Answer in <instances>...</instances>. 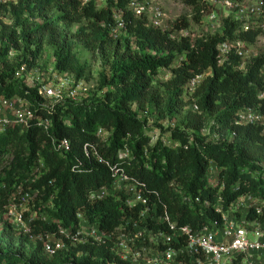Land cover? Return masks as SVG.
<instances>
[{
  "label": "trees",
  "instance_id": "1",
  "mask_svg": "<svg viewBox=\"0 0 264 264\" xmlns=\"http://www.w3.org/2000/svg\"><path fill=\"white\" fill-rule=\"evenodd\" d=\"M129 1L105 0L101 7L79 0L0 3V98L21 99L32 114L27 127L9 125L0 133V264H128L112 250L118 231L131 235L140 227L153 236L172 235L182 227L200 231L222 224L217 204L225 211L243 195L264 201V134L257 126L236 125L234 116L244 107H264L257 100L264 91V57L253 58L246 72L226 63L218 67L216 61L219 43L237 38L251 45L258 32H240V23L227 16L221 32L170 39L146 27L145 17H133ZM181 2L190 8L193 23L211 12L205 0ZM114 7L122 10L126 27L116 37L110 34ZM191 21L175 20L172 31L187 30ZM75 45L103 58L110 76L103 75L99 87L113 91L81 104L64 101L46 112L37 96L39 85L26 88L13 79L21 67H36L43 48L49 47L55 71L85 81ZM161 69L170 71L167 80L159 78ZM206 70L211 75L186 96L188 80ZM132 104L142 113L154 109L158 123L148 126L130 110ZM192 104L198 113L191 111ZM181 112L180 123L163 127L165 116ZM212 116L209 130L218 136L216 143L199 135ZM44 119L51 122L47 131L40 124ZM62 140L68 151L54 149ZM211 165L217 171L214 185L208 178ZM122 177L120 186L138 193L144 204L123 190L108 193ZM17 186L36 193L33 240L20 232L15 239L6 220ZM100 190L105 195L96 197ZM246 219L264 227V208L259 216L249 210ZM80 222L110 239L72 241ZM47 236L65 244L50 257L43 251ZM142 238L147 241V234Z\"/></svg>",
  "mask_w": 264,
  "mask_h": 264
},
{
  "label": "built area",
  "instance_id": "2",
  "mask_svg": "<svg viewBox=\"0 0 264 264\" xmlns=\"http://www.w3.org/2000/svg\"><path fill=\"white\" fill-rule=\"evenodd\" d=\"M17 0H0V3H16ZM82 5L93 2L96 7H101L105 4V0H79ZM210 6L219 5L222 9L234 14V19L240 23V32H247L249 30L258 32V35L253 44H246L240 39H230L219 43L216 47V61L217 66L222 67L225 63L231 66L232 70L238 72H246L250 61L256 57H264V0H205ZM246 3V5L244 4ZM127 10L131 12L133 17H145V25L148 28L161 31L167 34L170 39H177L180 37H189L187 30L172 31V23L168 26L165 23V14L162 13L157 6H153V0H130L127 4ZM244 17H241L243 13ZM122 10L116 7L112 8L113 25L110 27V34L113 37L125 33V22L123 20ZM216 13L209 12L204 17L207 18L208 23H212L215 19ZM214 32H221L218 29ZM213 32V33H214ZM259 47L252 50L251 46ZM12 56L13 53L9 52ZM235 58V62L231 63V58ZM179 64V60L175 61V67ZM23 71V67L20 68ZM49 76L45 82L39 84L37 88V96L41 99L42 105L46 112H51L53 107L64 101L76 102L87 93L88 89L82 81H75L71 76L60 74L53 68L48 70ZM161 73V72H160ZM211 75L209 70L202 74L194 75L188 80L184 87L186 96H191L200 83ZM170 76V71L167 72L166 79ZM258 101H264V91H259L257 94ZM191 111L198 113L195 105H191ZM0 108H6L12 112V120L0 117V133L6 126L14 125L17 127H27L29 121L32 119V114L27 108V103L13 97L11 99H0ZM235 124L239 126L253 125L260 127L264 134V107L256 105L253 107H244L235 115ZM44 131H47L51 122L47 119L40 123ZM214 135V134H213ZM216 135L212 136L215 138ZM216 140L218 136H216ZM55 150L68 151L69 146L65 140H62L54 147ZM127 156L126 153L122 154ZM209 168L208 178L210 179ZM124 177L120 178L121 182ZM96 197H103L105 192L100 190L94 194ZM134 200L144 201L140 198L138 193L133 192ZM36 193L33 191H24L21 186H17L15 195L6 207L9 211L11 223L15 224L16 228L23 235H30V224L37 215V211L33 209V201ZM188 204V200H184ZM29 206V208H28ZM25 207V211L18 212V209ZM28 208V209H26ZM264 208V201L256 200L248 195L238 197L225 211L221 210L220 206L215 205V211L220 213L222 224L218 227H204L200 231H192L189 227H182L172 235H149L146 228L135 227L133 234L127 235L128 240L122 241L117 239L113 244V252L123 261L128 264H252L245 258L251 252H264V227L258 221H250L246 219V214L249 210L253 211L256 216L261 215V209ZM243 213L239 220L229 218V214ZM167 222V218L165 217ZM173 230V226H169ZM147 234V241L142 238V234ZM253 235L254 239L249 241L247 235ZM105 236V235H104ZM85 238L81 232L71 239L72 241L82 242L91 239L100 243L101 239H95L93 235ZM108 237V236H107ZM183 237V244L179 245V238ZM46 237L43 245L44 253L50 257L58 249L64 248L65 244L58 241L56 244H50ZM110 239V237H109ZM106 240H108L106 238ZM176 243L178 248L169 246V242ZM160 243L165 246L161 251L152 250L148 247L150 244ZM137 243V244H136ZM238 256H241V262L235 263Z\"/></svg>",
  "mask_w": 264,
  "mask_h": 264
},
{
  "label": "rangeland",
  "instance_id": "3",
  "mask_svg": "<svg viewBox=\"0 0 264 264\" xmlns=\"http://www.w3.org/2000/svg\"><path fill=\"white\" fill-rule=\"evenodd\" d=\"M232 1H243V0H232ZM244 4L246 5V3L244 2ZM153 6H157L159 7L160 11L162 13L165 14V23L167 21V25L164 24V26H168L169 24H173V22L181 17L186 18L188 21H191V11L190 8L186 7L181 0H153ZM213 11L216 13L215 19L212 23H208L207 18H205L203 16L201 22L199 24L193 23L191 21V26L190 28L187 29V34L189 36H191L192 38L195 37H199L202 36V34L205 33H209V34H213L214 31L221 29V21L223 19H225L227 16H232L235 17L234 14L230 13L229 11H226L224 9H222L219 5L215 6H210V8L208 9V11ZM245 12L241 15V17L245 16ZM75 32V28L72 29V33ZM259 47V44H257L256 46L252 45L251 49L252 50H256V48ZM74 53L78 59L79 64L84 68V77H86V80L84 81L82 79V81L85 82V85L88 89V92L86 94L85 97H81L80 99H78L75 104H81L84 102H87L90 98H97L99 96L102 95V92H110L113 91L112 88L113 87H106V88H100V80L101 77L103 75H105L107 78L110 76L109 72H108V65L106 64V62L103 60V58L98 54V53H92L86 49H84L81 45H75L74 46ZM14 56L9 57L7 60L9 62H11L13 60ZM52 62H53V57H52V50L49 47H44L42 50V56L41 58L38 60V65H36V67H34L33 69H26L25 67H23V71H20L19 73L16 74V76L13 79V82L17 83V84H23V86H25L26 88H31L34 87L36 85H39L43 82L46 81L47 76H49L48 70H50L52 68ZM169 70L167 69H161V73L159 74V78L162 80H167V72ZM7 82V81H6ZM1 99V98H0ZM130 110L141 120H145L146 124L148 126H152L153 123H158L159 121V116L157 114V112L154 109H147V113H142V112H138L136 111L135 105L132 104L130 105ZM0 117L1 118H6V119H11L12 120V112L6 108H0ZM183 119V113L181 112L180 115L178 114H174L172 118H169L168 116L164 117V123H163V127H166L167 124L169 125H177L178 123H180V121ZM213 120H214V116H212L211 118L208 119V121L205 123V126L203 127V129L199 132V135L201 137H205L207 139H209L210 142L212 143H216V136L215 138H213V132H210L209 128L210 126L213 124ZM219 139V138H218ZM216 169H214V167H212L211 171H210V182L212 183V185L215 184L216 182ZM129 187L126 185H121L120 186V182L115 183V185L113 186L112 190L109 191L108 193L111 194L112 192L115 191H124L125 193H129L130 194V199H134L133 196V192L128 191ZM36 200L38 202H40V200H38L36 198ZM13 201L12 199L9 201V203ZM33 203L35 204L36 202L33 201ZM42 204V202H40ZM44 204V203H43ZM42 204V205H43ZM41 205V207L43 206H48L47 204H44L43 206ZM29 208V206H28ZM26 208V209H28ZM35 209H31V211H34ZM25 211V207H21L20 209H18V212H23ZM37 211V210H36ZM9 211H6V220L8 222V220L10 219L9 215H8ZM241 215H243V213H233V214H229L228 217L229 218H234L236 220H239V218L241 217ZM13 226V230H15V239H17L19 232L18 229L16 228L15 224H13V222L11 223ZM79 232H81V234L85 237V238H90L88 236L93 235L95 239H108L109 237L104 236L103 234H101L99 231H97L96 227L88 225L84 222H80L79 225ZM118 236L119 239L122 241H127L128 240V236L127 235H123L121 231H118ZM247 238L249 241H252L254 239L253 235L248 234ZM47 241L50 244H56L58 243V241H61L60 239H56L53 236H48ZM18 243H15V245L13 246L14 248L17 247ZM157 243L152 242V244H150L148 247H150L152 250H155L154 245ZM160 244V243H159ZM25 258H27L25 256Z\"/></svg>",
  "mask_w": 264,
  "mask_h": 264
},
{
  "label": "crops",
  "instance_id": "4",
  "mask_svg": "<svg viewBox=\"0 0 264 264\" xmlns=\"http://www.w3.org/2000/svg\"><path fill=\"white\" fill-rule=\"evenodd\" d=\"M245 259L252 264H264V252H251Z\"/></svg>",
  "mask_w": 264,
  "mask_h": 264
}]
</instances>
